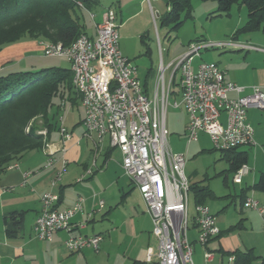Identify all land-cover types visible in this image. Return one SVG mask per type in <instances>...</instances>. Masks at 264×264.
Returning <instances> with one entry per match:
<instances>
[{"label": "built area", "instance_id": "1", "mask_svg": "<svg viewBox=\"0 0 264 264\" xmlns=\"http://www.w3.org/2000/svg\"><path fill=\"white\" fill-rule=\"evenodd\" d=\"M80 4V3H79ZM114 7H107L102 20L95 24V35L80 34L73 42L64 46L61 42L40 41L44 56L65 58L72 72V85L83 109L82 124L84 137L92 144L93 159L84 174H92L96 157L102 152L105 141L111 147H118L121 166L139 191L152 221V234L157 239L154 255L159 264H195L192 258L193 245L188 240V196L190 183L185 174L186 153L172 152L168 143L169 130L166 127V110L171 96V81L180 73V101L173 107H183L187 114V141H196L199 132L207 134L217 150H227L254 144L253 128L247 121L251 108L264 111V89L253 85L248 93L244 86L226 81L224 71L215 62L202 61L192 67L194 57L201 49L240 48L264 52V47L239 42L225 41L191 42L186 50L173 60L161 62L156 84L151 94L146 93L137 77L136 65L124 56L119 47L117 13ZM170 71L168 80L166 71ZM235 92V96H230ZM66 101L60 102L58 149L45 139L41 151L46 156L45 168L60 167L52 180L61 178L66 159L64 142L71 139V133L63 124L62 110ZM224 115V122L221 120ZM61 152L57 157L55 153ZM18 167L13 162L8 168ZM248 171L242 164L234 172L232 180L240 183ZM31 172H25L27 176ZM81 175L78 180H82ZM59 195L45 192L41 195V210L34 222L35 236L50 240L55 231L68 233L65 248L79 251L91 247L97 251L102 235L74 233L71 219L82 211L83 198L63 210L55 208ZM98 202V208L103 207ZM243 206L258 212L264 228V203L252 197H245ZM91 213L88 214L90 216ZM192 220L197 228L196 242L205 245L219 235L220 229L215 216L205 204H196ZM83 227L84 224H78ZM213 253L204 249V259L210 260ZM229 259H233L230 256Z\"/></svg>", "mask_w": 264, "mask_h": 264}, {"label": "crops", "instance_id": "2", "mask_svg": "<svg viewBox=\"0 0 264 264\" xmlns=\"http://www.w3.org/2000/svg\"><path fill=\"white\" fill-rule=\"evenodd\" d=\"M92 7L85 11L90 15V27L85 25V32L90 36L95 35V24L101 22L102 14L107 8L102 9L96 16L92 13ZM108 7L115 8L119 25H126L142 14H145V20L149 21V17H153L155 11H162L164 7L168 10L166 0H112ZM243 8L239 7L240 16L237 21L226 26L227 28L220 34L213 36V41L234 39L264 47V25L260 30L234 35L235 31L245 23L246 11ZM227 16L231 17L232 15L229 13ZM143 22L144 20L135 26L138 27ZM133 26L134 23L130 24V27ZM205 37L197 42L210 39ZM223 49L226 51L223 55L208 53L206 61L215 62L224 71L226 81L247 87L243 93H248L253 85L262 86L264 89L263 51L232 47ZM123 50H127L124 45ZM201 50L199 56L202 55ZM39 54L42 55L41 44L37 39L23 38L10 44L7 43L0 49V75L30 67L33 63L31 57ZM141 84L146 93L150 92L149 94L155 88L154 85L149 90L146 82H141ZM235 95V92L230 93V96ZM76 99L79 100L78 97ZM82 117L83 114L79 117L78 122L72 124L69 122L67 127L64 123L66 130L71 133V139L63 143L65 147L63 156L67 162L61 178L54 184H52V180L60 163L57 162L52 168H45L46 156L41 150L42 155L39 156L24 154L15 162L18 167L8 168L0 174V264H159L154 255L157 239L152 234L151 217L146 211L143 197L122 169L121 153L118 147H111L105 141L102 152L96 157V167L92 174H84L86 169L91 166L93 151L92 144L84 137ZM185 117L183 134L186 149L191 148L192 143H194V148L199 149L202 146H199L197 142L202 135L207 134L199 132L196 141L188 142L186 137L187 114ZM247 121L253 128L254 144L238 147V150L248 153L246 159L248 171L238 183L241 186V191L244 190V198L249 196L264 203V192L253 188L259 174L264 172V111L249 109ZM78 124L81 127H77ZM47 141L52 143L55 149H58L61 144L58 127L53 128L47 134ZM175 153H186L187 155V150L183 152L180 149ZM55 155L60 157L62 154L57 151ZM187 169L188 174L186 172L185 174L189 183L199 182V185H203L201 180H198L196 170L190 167ZM28 171L31 173L25 176L24 173ZM227 172L232 177L234 174L229 170H224L225 182L229 177ZM81 175H84V178L78 180ZM208 188L212 192L210 199L218 198L209 186ZM45 192L59 195V199L55 203V208L58 210L70 207L78 196L84 199L82 211L77 212L71 222L75 229L74 233L102 235L97 251L91 247H84L82 250L74 252L68 251L64 246V241L68 236L65 230L55 231L50 240L39 239L35 236L34 222L41 210V195ZM236 196L234 192L232 201L235 202ZM238 196L239 210L232 214L236 217L235 219H238L236 222L239 224L238 227H233L236 224L228 221L225 214L226 207L221 208L222 203H216L217 205L211 210L207 205L208 198L206 199L205 205L215 216L220 233L211 239L205 247L196 242L197 228L192 220L194 211L190 214L186 234L193 245L192 258L195 264H233V259H229L232 255L229 253L235 250L252 249L255 255L264 256V239L259 241L261 234H264L262 219L257 211L244 207L241 195ZM100 200L104 204L101 209L98 208ZM219 212L220 214L216 216ZM89 213H91L90 216H88ZM82 223L83 227L78 226ZM230 227L233 228L229 230ZM204 249L213 253L210 260L204 259ZM252 264H258V261H254Z\"/></svg>", "mask_w": 264, "mask_h": 264}, {"label": "trees", "instance_id": "3", "mask_svg": "<svg viewBox=\"0 0 264 264\" xmlns=\"http://www.w3.org/2000/svg\"><path fill=\"white\" fill-rule=\"evenodd\" d=\"M216 1V12L221 15H229L235 4L245 7V23L234 35L262 29L264 0ZM97 3L98 0H0V49L23 38L61 42L68 46L80 34H86L81 17L84 11ZM166 3L168 10L160 15V25L176 29L183 22V14L185 18L192 16L191 0H166ZM70 68L21 69L0 75V174L28 150L42 149L44 137L35 132V118H42L47 139V134L58 127L56 118L60 113V102L67 99L73 101L78 97L72 85ZM174 85L179 86L175 76L171 81V94H175ZM55 96L59 98L56 105L53 102ZM30 121L32 125L26 130ZM220 151L228 162L229 171L234 173L246 164V151L238 150V147ZM198 183L190 184V191L195 195L194 205L205 204L206 199L212 196L207 186ZM253 188L264 192V172L259 174ZM240 195L244 201V190ZM229 254L233 256V264H252L254 261L264 264V256L255 255L252 249L235 250Z\"/></svg>", "mask_w": 264, "mask_h": 264}, {"label": "rangeland", "instance_id": "4", "mask_svg": "<svg viewBox=\"0 0 264 264\" xmlns=\"http://www.w3.org/2000/svg\"><path fill=\"white\" fill-rule=\"evenodd\" d=\"M112 3V0H98V3L92 7V13L96 16L102 9H105ZM213 7H209V6ZM192 6V16L185 18L183 14L182 24L173 29L170 25L162 26L160 25V15L165 12L166 7L162 11H155L154 16L149 17V21L145 20L146 15L142 14L135 20L127 23L126 25L121 24L118 27L119 33V47L126 57H128L137 68V77L144 83L146 82L148 89H152L156 82V73L158 74V68L161 61L167 64L179 53L186 50L188 44L191 42H197L203 37L210 38L207 41H213L212 37L220 34L225 30L228 25H231L240 16L239 7L241 5H233L230 13L231 17L227 15L217 14V1L216 0H191ZM244 7V6H241ZM213 8V9H212ZM245 11V7L243 8ZM243 10V11H244ZM80 14V11H79ZM142 20L144 22L138 27L135 25L140 23ZM81 22H83L86 27H90V15L88 12H83L81 17ZM134 23L133 27L130 24ZM243 33H240L242 35ZM144 38L142 39V36ZM123 45L126 46V51L123 50ZM202 55L197 56L192 61V67L196 68L197 65L206 61L208 53H219L223 55L226 51L223 48H215L209 50H201ZM225 51V52H224ZM33 56V55H32ZM33 61L30 67H24L22 70L39 71L42 69H52L58 70L61 68L69 67L68 61L63 57L58 56H44V55H34L31 57ZM171 70H167L165 75L168 80ZM180 73L177 71L175 75V81L178 82L180 79ZM178 87V86H177ZM175 88V94H171L169 97V105L166 110V127L169 130L168 143L173 152H177L182 149L183 152L187 150L188 160L186 161L185 172L188 174V167L193 168L198 173V180L204 186H209L218 196V198L207 199V205L213 210L214 206L222 203V207L225 208V214L228 217V221L236 224L238 219H235L232 214L238 212V201L239 193H241V186L234 184L232 182V176L229 174L228 180L224 181V170L228 171V162L223 158V154L220 150L214 148L213 143L208 135H202L200 137L199 144L200 147L194 148V143L191 144V148L186 149L185 136L183 134V125L185 122V112L183 107H173L171 104L174 101H180V90L179 87ZM179 90V93H178ZM150 92H148L149 94ZM66 105L62 110L63 124L67 127L69 122L72 124L78 122L79 117L83 114L82 106L79 100H65ZM53 102L55 105L59 102L57 96L53 97ZM60 114V113H59ZM59 116V115H58ZM58 118V117H57ZM56 118V120H57ZM222 122H224L223 115L220 117ZM28 123L26 130L32 125ZM36 125L35 132L41 134V131H46L43 124V120L40 116L34 120ZM58 122V121H57ZM59 123V122H58ZM77 127H81L80 124ZM84 129V126H83ZM187 137V136H186ZM196 143V142H195ZM196 145V144H195ZM205 149L204 151H202ZM201 151V152H200ZM24 154L42 155L41 151L38 149L28 150ZM44 154V153H43ZM45 155V154H44ZM45 163V162H44ZM44 166V165H43ZM234 192L237 195L235 202L232 201ZM229 194V195H228ZM188 196V212L189 218L192 211L195 212L194 196L192 191H189ZM223 196V197H222ZM227 196V197H226ZM222 201V202H219ZM217 203V204H216ZM236 204V207H235ZM216 212V211H215ZM214 212V213H215ZM220 214L217 213L216 216ZM263 227V226H262ZM264 229V228H263ZM260 238V237H259ZM264 239V234H261V240Z\"/></svg>", "mask_w": 264, "mask_h": 264}]
</instances>
